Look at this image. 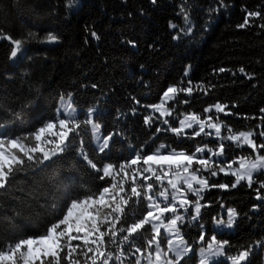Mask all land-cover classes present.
<instances>
[{
	"label": "trees",
	"instance_id": "obj_1",
	"mask_svg": "<svg viewBox=\"0 0 264 264\" xmlns=\"http://www.w3.org/2000/svg\"><path fill=\"white\" fill-rule=\"evenodd\" d=\"M48 38L58 43L42 45ZM169 86L177 88L170 103L176 119L223 105L228 130L250 131L264 155V0H0V138L34 146L36 131L69 96L82 114L95 106L94 120L112 136L98 151L82 123L44 162L19 154L0 185V251L46 235L71 201L109 188L103 166L118 168L159 144L185 154L212 144L191 132L170 133L149 111ZM225 146L227 160L254 155ZM208 185L197 222L179 226L183 238L196 249L204 226L223 243L226 256L245 250L246 264H263V174L236 186L233 177L219 174ZM129 206L137 220L147 213L143 197L128 202L117 228L134 223L126 217ZM229 209L232 229L216 233L213 222L226 221ZM109 213L105 204L98 217ZM152 237L144 224L127 244H118L121 264L149 250ZM66 254L61 248L36 264L73 263ZM195 262L193 252L178 264Z\"/></svg>",
	"mask_w": 264,
	"mask_h": 264
},
{
	"label": "rangeland",
	"instance_id": "obj_2",
	"mask_svg": "<svg viewBox=\"0 0 264 264\" xmlns=\"http://www.w3.org/2000/svg\"><path fill=\"white\" fill-rule=\"evenodd\" d=\"M176 90L175 86H169L157 103L148 106L149 111L170 133L183 136L191 132L194 137L201 136L212 144L197 146L193 154L170 150L165 144H159L153 153L135 157L118 168L103 166L102 173L112 180L109 188L95 198L71 201L64 215L46 235L5 247L0 251V264H36L47 256H55L61 248L66 250L68 261H71L69 256L73 257V263L69 264H108L109 260L121 264L118 244H127L132 234L144 224H150L152 229L151 248L134 257V261L130 260L131 264H178L193 252H196L195 264L216 261L246 264L247 251L234 257L226 256L223 243L214 234L207 235L204 226L201 227V244L194 249L181 235L179 226L197 222L201 199L211 178L220 174L233 177L235 186L241 182L249 184L253 176H264V155L258 153L259 148L250 131L228 130L221 117H226L229 111L223 105L207 107L203 116L184 113L176 119L174 108L170 106ZM96 112L94 106L82 114L72 104L70 96L61 97L54 119L36 131L34 146L26 147L19 140L0 138V185L7 168L18 160L19 154L44 162L60 153L69 135L78 133L82 123L88 125L96 150L107 149L112 136L102 133L94 120ZM227 142L235 148H248L254 155L227 160L224 153ZM141 197L146 200L145 216L137 220L129 206L126 217L134 223L123 229L117 228L128 202L134 204ZM105 204L110 213L99 218L98 212ZM234 218L233 210L229 209L226 221H214L213 229L216 233L230 231ZM262 258L264 264V250Z\"/></svg>",
	"mask_w": 264,
	"mask_h": 264
},
{
	"label": "water",
	"instance_id": "obj_3",
	"mask_svg": "<svg viewBox=\"0 0 264 264\" xmlns=\"http://www.w3.org/2000/svg\"><path fill=\"white\" fill-rule=\"evenodd\" d=\"M57 43H58V41H57L55 38H48V39H46V40H44V41L42 42V45H44V46H48V47H53V46H55ZM12 59H13V57H12Z\"/></svg>",
	"mask_w": 264,
	"mask_h": 264
}]
</instances>
